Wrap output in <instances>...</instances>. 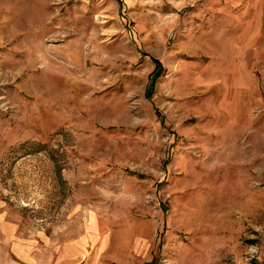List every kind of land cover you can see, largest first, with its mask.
Returning <instances> with one entry per match:
<instances>
[{
	"label": "rangeland",
	"instance_id": "obj_1",
	"mask_svg": "<svg viewBox=\"0 0 264 264\" xmlns=\"http://www.w3.org/2000/svg\"><path fill=\"white\" fill-rule=\"evenodd\" d=\"M0 188L29 264H264V0H0Z\"/></svg>",
	"mask_w": 264,
	"mask_h": 264
},
{
	"label": "crops",
	"instance_id": "obj_2",
	"mask_svg": "<svg viewBox=\"0 0 264 264\" xmlns=\"http://www.w3.org/2000/svg\"><path fill=\"white\" fill-rule=\"evenodd\" d=\"M94 238V235H89ZM93 238L87 235L79 236L75 241L56 248L55 243L49 249L47 264H87L85 258L88 254V245L93 243ZM23 232L16 217H13L7 201L2 197L0 188V264H29V258H24ZM34 252V250L32 249ZM58 252V253H57ZM104 249H95V264H103ZM30 253V252H29ZM32 262L36 261L34 256Z\"/></svg>",
	"mask_w": 264,
	"mask_h": 264
},
{
	"label": "trees",
	"instance_id": "obj_3",
	"mask_svg": "<svg viewBox=\"0 0 264 264\" xmlns=\"http://www.w3.org/2000/svg\"><path fill=\"white\" fill-rule=\"evenodd\" d=\"M151 62L154 65V69H155L154 73L155 72L160 73L162 71V64L160 63V61L155 59V58H151ZM155 113H156L157 117L160 118V115H159L158 111H155ZM163 122H164L163 119H161V123H163ZM148 264H153V263L151 262V263H148Z\"/></svg>",
	"mask_w": 264,
	"mask_h": 264
}]
</instances>
